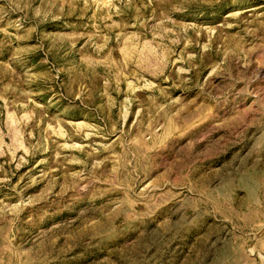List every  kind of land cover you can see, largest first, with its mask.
Listing matches in <instances>:
<instances>
[{
  "label": "rangeland",
  "instance_id": "374dc122",
  "mask_svg": "<svg viewBox=\"0 0 264 264\" xmlns=\"http://www.w3.org/2000/svg\"><path fill=\"white\" fill-rule=\"evenodd\" d=\"M0 264H264V0H0Z\"/></svg>",
  "mask_w": 264,
  "mask_h": 264
}]
</instances>
